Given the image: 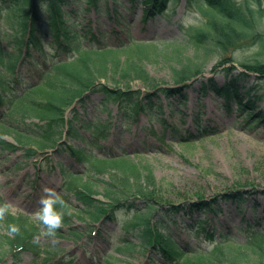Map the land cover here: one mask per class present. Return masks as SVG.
Wrapping results in <instances>:
<instances>
[{"label": "trees", "instance_id": "obj_1", "mask_svg": "<svg viewBox=\"0 0 264 264\" xmlns=\"http://www.w3.org/2000/svg\"><path fill=\"white\" fill-rule=\"evenodd\" d=\"M128 1L142 5L145 20L175 16L170 9L177 0ZM187 1L201 16L182 19L190 18L182 31L192 54L172 67L173 84L168 86L151 77L143 64L154 45L133 38L119 39L113 46L78 22L82 13L108 12L106 0H0V108L4 107L0 152L19 150L26 160L39 156L48 165H38L37 171L47 174L54 169L49 150L52 156L69 157L80 166L56 163L63 176L62 189L79 204L75 210L65 195L49 197L47 210L36 222L10 214L0 201V264H6V255L16 264L24 252L33 255V264H67L64 257L55 259V249L38 243L42 232L76 238L87 233L102 241L100 226L113 222L120 224L123 236L116 239L114 254L98 264H116L135 253L146 255L148 264H248L249 260L264 264V231L253 233L248 227L249 240L237 243L213 223L222 203L241 204L256 192L253 187L171 202L163 197L150 165L127 154L117 155L99 143L106 139L109 125L88 124L80 114L94 96L101 98L105 110L107 103L115 104L122 119L139 112L162 116V100L170 113H181L188 90L193 89L198 101L212 94L227 111L235 106L244 113L249 128L263 121L264 112L255 109V101L264 98V61L236 60L230 53L244 44L264 43V0ZM211 57L216 58L212 75L202 77ZM22 66L37 71V79H21L17 68ZM218 69L224 76L222 84L213 76ZM136 81L142 88L132 87ZM194 82L196 88H192ZM198 118L199 113L192 118L198 135L186 129L188 137H183L182 144L211 135ZM159 122L169 126L166 119ZM81 129L89 132L96 154L70 143L84 138ZM73 219L82 220L84 227L74 225ZM181 226L212 248L180 245L175 235Z\"/></svg>", "mask_w": 264, "mask_h": 264}, {"label": "rangeland", "instance_id": "obj_2", "mask_svg": "<svg viewBox=\"0 0 264 264\" xmlns=\"http://www.w3.org/2000/svg\"><path fill=\"white\" fill-rule=\"evenodd\" d=\"M105 3L108 12L91 10L82 13L78 18L81 26L89 28L94 35L113 46L119 39L128 41L130 37H137L141 42L154 45L156 49L148 51L143 64L159 84L171 86L172 67L178 60L192 54L186 35L180 29L190 23V18L182 21V17L189 15L199 18L201 14L197 7L187 0H177L170 9L176 15L174 18L145 20L141 4L132 6L128 0H106ZM114 7L117 11L111 12ZM230 54L236 60L249 58L264 61V43L244 44ZM215 59H209L201 73L202 77L212 75L210 69ZM17 73L25 82L37 79V71L26 66L17 68ZM213 76L219 84L224 82L219 69ZM250 80H254L253 76ZM192 86L196 88L197 82ZM132 87L142 88V85L136 81L132 83ZM188 97L185 106L180 108L181 113H170L166 102L162 100V116L137 114L122 120L115 104L107 103L105 110L101 98L94 96L87 104L86 112L80 110V114L88 124L109 125L106 139L99 143L117 155L127 154L138 163L150 165L163 197L171 202L194 200L196 196L208 199L228 189L247 190L253 187L256 192L241 204L222 203L221 212L213 220L219 231L228 233L234 241L243 243L250 238L248 227L253 228V233L264 231V117L258 125L249 128L245 125L244 113L238 112L235 106L227 111L222 100L212 94L198 101L196 92L189 89ZM177 107L179 109V105ZM255 107L264 111V98L256 102ZM2 110L4 107L0 108ZM197 113L201 126L211 135L198 138L188 145L182 144L183 137H188L186 129L193 135H198L192 124V118ZM2 117L0 112V119ZM160 118L166 119L169 126L164 127L159 122ZM81 133L83 139L69 140L70 143L85 152L97 153L90 146L89 132L81 129ZM6 138L10 139L9 136ZM47 156L50 157L51 165L62 163L80 168L69 157L52 156L51 150L47 151ZM40 159L41 157L36 156L26 160L19 150L14 153L0 152V201L7 206L10 214L26 216L36 222L47 210L46 200L49 197L65 195L71 210L79 207L78 202L62 189L63 176L54 166L51 174L37 171L38 165L47 164L46 160ZM93 185L96 187L98 183L93 181ZM98 190L100 191L99 188ZM256 203L257 208L254 207ZM212 216L207 215L209 218ZM73 224L84 227L82 220L73 219ZM98 232L105 242H96V236L92 234L90 238L87 233L76 238L70 234L55 236L42 232L36 240L43 247L55 249V259L64 257L67 264H98L113 253L114 243L118 237L123 236V231L119 223L113 222L100 226ZM175 238L182 246L190 244L194 247L212 248V244L201 236H191L184 226L176 231ZM121 259L116 264H148L144 254L135 253ZM5 261L6 264L13 263L8 255L5 256ZM16 264H33V255L30 252L22 253ZM248 264H253L252 260Z\"/></svg>", "mask_w": 264, "mask_h": 264}]
</instances>
